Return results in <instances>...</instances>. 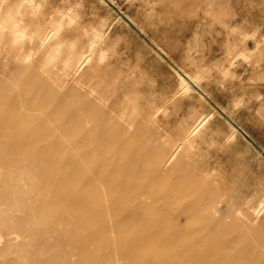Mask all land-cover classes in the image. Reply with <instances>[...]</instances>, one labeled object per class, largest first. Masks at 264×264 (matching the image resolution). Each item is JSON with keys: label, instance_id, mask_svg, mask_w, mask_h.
<instances>
[{"label": "rangeland", "instance_id": "1", "mask_svg": "<svg viewBox=\"0 0 264 264\" xmlns=\"http://www.w3.org/2000/svg\"><path fill=\"white\" fill-rule=\"evenodd\" d=\"M107 1L113 7L103 0H83L81 23L106 18L110 58L101 64L87 57L90 61L68 80L65 75L75 69L80 55H89L82 39L75 52L65 51L67 66L62 58L54 68L44 67L47 48L25 65L6 41L0 42V92L8 95L9 104V96L17 104H31L33 110L23 115L32 119V126L49 129L60 145L55 150L20 146L8 151L15 157L52 151L53 160L70 161L66 172L82 170L87 179L76 184L95 198V206L112 213L101 233L104 240L86 242L82 250L70 247L67 237L80 245L87 232L55 223L59 207L49 213L46 206L35 207L34 185L0 163V264H106L100 261L103 256L113 264H137L120 258L138 235L147 237L135 247L138 254L162 264L166 249L148 231L166 232L170 223L202 231L201 239L218 246L217 256L225 264H264V206L257 218L251 215L258 204L264 205V98L257 99L264 96V0ZM69 6L71 0H47L45 12L30 21L33 30L42 36L48 30L47 13ZM249 35L252 40L246 42ZM79 36V25L64 33L67 40ZM245 51L251 54L247 64L237 59ZM234 60L236 66L229 68ZM226 69L229 75L223 79ZM196 73L204 83H192ZM182 77L190 91L180 88ZM238 100L243 104L239 110L232 106ZM199 120L191 147L180 146ZM59 122L67 125L65 130ZM71 133L76 137L70 138ZM121 151L123 158L116 157ZM173 151V161L164 166ZM13 177L23 183L20 200ZM55 192L65 196L68 186L45 189L43 197ZM185 207L187 218L181 213ZM125 210H141L157 220L119 224L117 217ZM30 217L34 222L26 223Z\"/></svg>", "mask_w": 264, "mask_h": 264}, {"label": "bare ground", "instance_id": "2", "mask_svg": "<svg viewBox=\"0 0 264 264\" xmlns=\"http://www.w3.org/2000/svg\"><path fill=\"white\" fill-rule=\"evenodd\" d=\"M1 42V41H0ZM3 42V41H2ZM1 42V43H2ZM1 45V44H0ZM260 46V45H259ZM258 49V46L255 47L254 52ZM249 51V50H248ZM248 51L243 52L244 55L251 57ZM251 51V50H250ZM87 54V53H86ZM89 56L84 53L80 55L78 59L75 69L72 70L71 73L65 75L66 80L69 79L71 74H74L78 69H80L81 64L87 60ZM86 59V60H85ZM82 69V68H81ZM181 77V76H180ZM71 79V78H70ZM78 81L75 80V83ZM180 88L187 92L190 91L186 80L180 78ZM184 92V93H185ZM8 95H3L0 92V133L2 135V141L0 138V163L8 169H14L20 173L24 181L27 182L31 187L34 185L33 189L37 199L35 200V207H39V205H43L46 212H50L53 209H56L55 206L59 207L58 215L54 217L55 223H65V225H72L74 228V232L78 233L79 231H86L87 238L80 242V245H77L72 238L67 237L69 242L68 245L70 247L79 248L82 250L84 248V244L89 241H93L95 239L104 240L101 237V233H103L106 229L104 224L107 220H111L112 213L105 212L103 209L95 206V198L90 197L86 189L77 185L76 182L81 180L83 182L87 179V175L82 172V170L74 169L67 171V167L70 165V161H66L65 163L57 162L53 160L50 156L53 155L52 151L43 152L42 150H36L34 152H25V154L21 155V157H15L14 154L9 152L12 148H18L20 146H24V148H30L34 146H38L41 149L42 147L48 146L51 149L59 148L60 145L56 143L54 138L52 137V132L43 127V125H31L32 119L26 117L23 114H27L28 111H32L31 104L27 102L16 103L15 100L9 96L10 104L8 103ZM18 116L19 118L14 121L10 120L12 117ZM202 121H197V125L191 128V131H188L183 139L180 141V146H184L185 144H190V138H193L199 132L197 129L199 125H201ZM61 131L66 129L67 125L58 123ZM233 128V127H232ZM234 129V128H233ZM46 133L45 135H41L38 132ZM235 130V129H234ZM8 131L9 134L5 135L3 132ZM4 136V137H3ZM76 135L71 133L70 138H74ZM116 143L120 139L119 137L115 138ZM86 141H92L94 138L87 137ZM186 145V146H187ZM191 147V146H190ZM174 151L170 153L167 160L164 163V166H168L170 162L173 161L175 157ZM116 157L123 158V152H116ZM47 158V159H46ZM10 173V170H7ZM123 173V172H118ZM37 175H43L41 181L37 180ZM12 187H16L18 193V198L25 195V191L23 190V186L21 180L19 178L13 177L10 179ZM68 186V194L65 196L56 195L57 192L54 193L51 197H43V191L45 189H55L58 190L60 188ZM3 189V187H0ZM10 189V188H9ZM12 190V188H11ZM2 191V190H1ZM6 191V190H5ZM4 193V192H3ZM2 194V193H1ZM14 193H9V199H13ZM16 197V196H15ZM17 198V200H18ZM92 198V199H91ZM18 200V201H19ZM17 201V202H18ZM138 203H142L141 200H136ZM21 203V202H20ZM16 204V203H15ZM14 204V205H15ZM45 204V205H44ZM135 208L136 203L134 201ZM263 204H258L251 212V215L254 218L258 217V214L262 212ZM16 208V207H13ZM32 209H29V211ZM66 210V211H65ZM174 209L170 211L167 210V214L170 215V220H173ZM75 215L74 219H69L66 214L68 212ZM181 213L183 214V218H187L190 214V211L187 207L181 208ZM118 211H114V214L117 215ZM213 213L215 215H224V213H220L218 210L213 209ZM243 217V216H242ZM35 218V217H34ZM244 218V217H243ZM44 219V218H43ZM35 219L33 217L28 218L26 223H32ZM41 220V219H40ZM157 219H148L147 215L143 213L141 210L131 211L125 210L123 216L117 217V222L119 224L126 223H139V222H147V223H155ZM38 221V220H36ZM13 223V222H12ZM25 223V224H26ZM104 226V227H103ZM118 226V225H117ZM11 227V226H10ZM18 227V226H17ZM20 227V226H19ZM119 227V226H118ZM102 229V230H101ZM112 231L113 227L111 228ZM17 231V230H16ZM28 231V230H27ZM148 233L152 234L157 240V242L166 249L168 258L166 262L162 264H225L223 262L222 257L217 256L219 252L218 246L209 243L207 240L201 239L202 231L200 230H191L188 227H176V225L169 224L168 229L165 231H159L158 229H152L148 231ZM159 235V236H158ZM186 235V238L183 240V237ZM147 240L146 236L138 235L131 239L132 245L130 247H125L122 249V256L120 258L121 263H137V264H151L147 257L138 254L135 247L139 245L141 242H145ZM105 242H108L105 240ZM86 250V249H85ZM100 261L106 262V264H113V260L109 259L107 256H103ZM117 264V263H116ZM160 264V263H157Z\"/></svg>", "mask_w": 264, "mask_h": 264}, {"label": "clouds", "instance_id": "3", "mask_svg": "<svg viewBox=\"0 0 264 264\" xmlns=\"http://www.w3.org/2000/svg\"><path fill=\"white\" fill-rule=\"evenodd\" d=\"M46 5L47 0H0V41L7 42L8 47L16 53L15 59L19 63L31 64L39 51L47 48L44 56L45 68H54L62 58L67 66L68 59L65 57V51L69 54L75 52L81 39L86 42L85 47L90 59L95 58L101 64L109 60V47L105 46L109 35L104 26L106 18H100L94 24H82L83 0H71V6L57 7L47 13L48 30L42 36H38L30 21L45 12ZM78 25L81 36L71 40L65 39L64 33ZM249 40H252L250 35L246 42ZM34 45L37 47H33ZM237 59L247 64L250 58L244 53H239ZM235 66L236 61L234 60L229 68ZM228 75V69L221 73L223 79H227ZM232 75L235 79V74ZM190 79L193 84L204 83L199 73L191 75ZM261 98L264 96L257 97L258 100ZM232 106L237 110L243 108L240 100L234 102Z\"/></svg>", "mask_w": 264, "mask_h": 264}, {"label": "water", "instance_id": "4", "mask_svg": "<svg viewBox=\"0 0 264 264\" xmlns=\"http://www.w3.org/2000/svg\"><path fill=\"white\" fill-rule=\"evenodd\" d=\"M105 1L110 7H113L107 0H103ZM119 15H121V13H119L117 10H115ZM126 22L130 25V23L126 20ZM229 121V120H228ZM230 122V121H229ZM230 124L233 126V128L239 133L241 134L257 151H259V153L262 154L261 150L251 141V139H249V137L247 135H245L239 128H237L232 122H230Z\"/></svg>", "mask_w": 264, "mask_h": 264}]
</instances>
